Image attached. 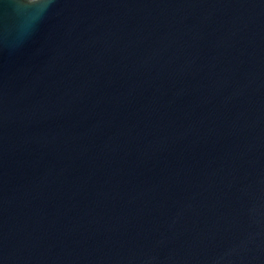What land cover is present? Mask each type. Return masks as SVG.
Returning <instances> with one entry per match:
<instances>
[{
	"label": "water",
	"instance_id": "obj_1",
	"mask_svg": "<svg viewBox=\"0 0 264 264\" xmlns=\"http://www.w3.org/2000/svg\"><path fill=\"white\" fill-rule=\"evenodd\" d=\"M15 37L0 264H264V0H56Z\"/></svg>",
	"mask_w": 264,
	"mask_h": 264
},
{
	"label": "clouds",
	"instance_id": "obj_2",
	"mask_svg": "<svg viewBox=\"0 0 264 264\" xmlns=\"http://www.w3.org/2000/svg\"><path fill=\"white\" fill-rule=\"evenodd\" d=\"M55 4L56 0H11L9 5H5L11 8L14 24L11 29L0 31V37L6 39L13 28L16 29L15 40L7 44L9 51L18 50L36 34ZM21 21H24L23 26Z\"/></svg>",
	"mask_w": 264,
	"mask_h": 264
}]
</instances>
